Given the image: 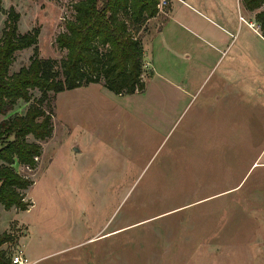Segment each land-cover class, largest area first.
<instances>
[{
	"label": "rangeland",
	"instance_id": "obj_1",
	"mask_svg": "<svg viewBox=\"0 0 264 264\" xmlns=\"http://www.w3.org/2000/svg\"><path fill=\"white\" fill-rule=\"evenodd\" d=\"M74 1L2 0L0 38L13 7L20 32L40 28L39 56L54 58L63 78L67 51L56 37L73 18ZM203 1L214 11L220 2ZM222 1L235 20L233 29L222 24L236 33L233 44L264 45L240 21L235 0ZM190 26L208 36L219 30L203 18ZM147 28L131 26L139 37ZM177 33L190 48L192 38ZM34 50L16 52L10 73ZM242 62L164 65L157 69L164 77L147 72L145 90L129 95L103 82L51 92L44 108L54 130L40 142L37 167L15 165L34 181L26 191L33 205L0 203V234L12 236L1 249L22 250L32 264H264L259 169L242 181L264 148V65L254 53ZM40 96L33 90L12 113H25Z\"/></svg>",
	"mask_w": 264,
	"mask_h": 264
},
{
	"label": "trees",
	"instance_id": "obj_2",
	"mask_svg": "<svg viewBox=\"0 0 264 264\" xmlns=\"http://www.w3.org/2000/svg\"><path fill=\"white\" fill-rule=\"evenodd\" d=\"M264 36V0H242ZM159 0H76L73 18L66 21V30L56 37L60 49L67 51L60 78L54 58L39 56L40 28L19 31L20 14L8 11L0 38V203L6 210L29 209L26 191L33 179L20 172L19 164L33 170L42 154L41 141L54 130L52 113L44 104L50 93L101 83L109 91L120 94L143 92L147 82L144 68V47L141 37L131 29L142 25L159 13ZM2 0H0V11ZM35 47L30 63L10 73L18 51ZM41 96L25 113H12L20 100L30 102L32 91ZM29 136L33 140H29ZM1 217V213H0ZM12 236L0 234V264L10 262L1 246Z\"/></svg>",
	"mask_w": 264,
	"mask_h": 264
},
{
	"label": "crops",
	"instance_id": "obj_3",
	"mask_svg": "<svg viewBox=\"0 0 264 264\" xmlns=\"http://www.w3.org/2000/svg\"><path fill=\"white\" fill-rule=\"evenodd\" d=\"M235 4V10L244 11V15L242 13L239 16V19L242 17L244 21L242 19L240 21L246 23L252 29L254 37L264 43V36L255 19L256 12L248 10L242 0H235ZM215 5L216 11L203 0H171L166 10L163 9L156 16L149 18L146 21L148 28L141 37L144 47L145 74L149 72L150 77L154 74L160 75L157 69H162L164 65H167L168 68H176L179 64H193V66L203 69L208 64L216 66L222 59L229 63L227 66L229 68H233V66L243 68L245 67L244 62H242L243 59L248 58L251 53L260 58L262 65H264V45L254 46L251 51L248 44H245V46L233 44L236 33L222 24L233 29L235 20L228 16V9L224 1L220 0ZM207 12L221 23L210 17ZM200 18L217 24L219 26L218 32L208 36L194 30L190 24L197 25ZM247 18H249V21ZM177 32L185 33L192 38L193 44L190 48L181 46V40L178 38L179 33ZM236 61L237 65L235 64ZM246 67L248 68V66ZM160 76L164 77V75ZM263 153L264 148L254 159L242 179L243 181L251 171L253 173L259 169L260 172L256 182L257 187L261 189H264V156L261 158ZM239 185L232 189L237 188ZM259 198L261 199L260 204H264V194L260 195Z\"/></svg>",
	"mask_w": 264,
	"mask_h": 264
},
{
	"label": "built area",
	"instance_id": "obj_4",
	"mask_svg": "<svg viewBox=\"0 0 264 264\" xmlns=\"http://www.w3.org/2000/svg\"><path fill=\"white\" fill-rule=\"evenodd\" d=\"M169 4V0H159L158 8L162 11ZM252 26V24H250ZM10 262L7 264H32L29 257L22 250L9 255Z\"/></svg>",
	"mask_w": 264,
	"mask_h": 264
},
{
	"label": "water",
	"instance_id": "obj_5",
	"mask_svg": "<svg viewBox=\"0 0 264 264\" xmlns=\"http://www.w3.org/2000/svg\"><path fill=\"white\" fill-rule=\"evenodd\" d=\"M75 150H79L78 148H75Z\"/></svg>",
	"mask_w": 264,
	"mask_h": 264
}]
</instances>
